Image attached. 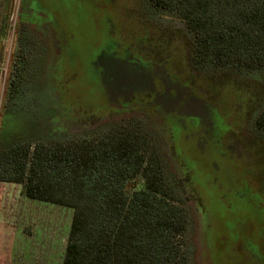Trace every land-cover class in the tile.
<instances>
[{
    "label": "rangeland",
    "instance_id": "obj_1",
    "mask_svg": "<svg viewBox=\"0 0 264 264\" xmlns=\"http://www.w3.org/2000/svg\"><path fill=\"white\" fill-rule=\"evenodd\" d=\"M24 4L0 0V143L139 133L185 214L187 264H264V72L196 66L193 35L148 0ZM209 203L226 217L212 253ZM71 221L0 183V264H61Z\"/></svg>",
    "mask_w": 264,
    "mask_h": 264
},
{
    "label": "trees",
    "instance_id": "obj_2",
    "mask_svg": "<svg viewBox=\"0 0 264 264\" xmlns=\"http://www.w3.org/2000/svg\"><path fill=\"white\" fill-rule=\"evenodd\" d=\"M148 2L193 35L196 66L264 72V0ZM0 20L1 39L7 18ZM3 58L0 48V67ZM255 127L264 133V106ZM0 183L22 186L29 200L71 210L61 264L188 262L185 214L139 133L0 143Z\"/></svg>",
    "mask_w": 264,
    "mask_h": 264
},
{
    "label": "flooded vegetation",
    "instance_id": "obj_3",
    "mask_svg": "<svg viewBox=\"0 0 264 264\" xmlns=\"http://www.w3.org/2000/svg\"><path fill=\"white\" fill-rule=\"evenodd\" d=\"M22 1V6L23 7H25L24 5V1H27V0H21ZM23 7H20L19 8V23L20 24H31V25H35V26H37V23H34L33 21H32V19L30 18V16H29V14H28V12H26V13H24L23 11H22V8ZM29 9H31L30 10V12L31 11H33V9H32V7L30 6V8ZM111 107H112V105H110ZM119 108H127L126 107V105L125 106H121V107H119ZM191 181H192V177H191ZM194 186V185H193ZM219 186V185H218ZM214 187H217L216 185H214ZM204 189H207V188H204ZM204 189H202V190H204ZM211 189V188H210ZM206 191V190H205ZM209 193V194H208ZM208 193H207V195L206 196H210V198L209 197H206V198H209V201L211 200V199H213V195H214V192H213V190H211L210 192L208 191ZM209 205H210V203H209ZM247 208V207H246ZM206 209H207V207H206ZM205 209V213H204V216L206 217V214H207V217H206V220H205V222H208L206 225H207V228H206V233H205V238H207V241H208V247H209V249H210V251H211V253L212 252H214V249H213V245L210 243L209 244V240L211 241L212 239H211V231L214 229V231L216 230L217 232H218V234L219 233H221L220 231L222 230V229H225L224 228V221L226 220V217L225 218H223V213L222 212H220V209H218V207L217 206H215V205H210L209 206V208L206 210ZM249 209V208H248ZM250 211V210H249ZM243 215H241L240 217H242L243 219H244V222H248V224H250L249 222H250V219L251 218H253L252 216H251V214L249 213V215L250 216H248V215H246V214H244L243 212H241ZM208 215L210 216V217H208ZM254 219V218H253ZM257 223V222H256ZM226 224V223H225ZM253 223H251L250 225H252ZM226 226V225H225ZM209 229H210V231H209ZM212 229V230H211ZM215 231V232H216ZM217 234V233H216ZM218 234L217 235H213V241L215 240H217V246L219 245L218 244V242L220 243V241L222 242V241H224V240H220L219 239V237H218ZM217 236V237H216ZM214 243V242H213Z\"/></svg>",
    "mask_w": 264,
    "mask_h": 264
},
{
    "label": "crops",
    "instance_id": "obj_4",
    "mask_svg": "<svg viewBox=\"0 0 264 264\" xmlns=\"http://www.w3.org/2000/svg\"><path fill=\"white\" fill-rule=\"evenodd\" d=\"M60 207V206H59ZM68 238V237H67ZM67 241V240H66ZM67 243V242H66ZM65 247H66V245H65ZM65 247H64V249H65ZM65 251V250H64Z\"/></svg>",
    "mask_w": 264,
    "mask_h": 264
}]
</instances>
